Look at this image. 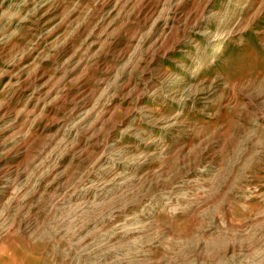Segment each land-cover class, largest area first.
I'll use <instances>...</instances> for the list:
<instances>
[{
	"label": "rangeland",
	"instance_id": "rangeland-1",
	"mask_svg": "<svg viewBox=\"0 0 264 264\" xmlns=\"http://www.w3.org/2000/svg\"><path fill=\"white\" fill-rule=\"evenodd\" d=\"M0 264H264V0H0Z\"/></svg>",
	"mask_w": 264,
	"mask_h": 264
}]
</instances>
